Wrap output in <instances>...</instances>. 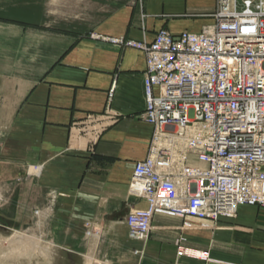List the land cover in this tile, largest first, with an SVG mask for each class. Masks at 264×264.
<instances>
[{"label":"crops","instance_id":"1","mask_svg":"<svg viewBox=\"0 0 264 264\" xmlns=\"http://www.w3.org/2000/svg\"><path fill=\"white\" fill-rule=\"evenodd\" d=\"M215 9L216 0H0V179L35 180L48 241L70 253L82 243L92 264L106 247L116 264H264V207L214 222L157 212L145 241L125 223L146 206L128 185L154 129L140 118L143 53L105 39L197 34L214 26Z\"/></svg>","mask_w":264,"mask_h":264},{"label":"built area","instance_id":"2","mask_svg":"<svg viewBox=\"0 0 264 264\" xmlns=\"http://www.w3.org/2000/svg\"><path fill=\"white\" fill-rule=\"evenodd\" d=\"M213 19L211 29L161 30L150 43L105 39L145 58L140 118L154 134L128 185L146 204L125 219L134 240L147 239L157 212L214 222L264 207V0H216Z\"/></svg>","mask_w":264,"mask_h":264},{"label":"rangeland","instance_id":"3","mask_svg":"<svg viewBox=\"0 0 264 264\" xmlns=\"http://www.w3.org/2000/svg\"><path fill=\"white\" fill-rule=\"evenodd\" d=\"M3 124L4 122L0 121V135L3 133ZM1 140L2 136H0V144ZM2 173L3 169L0 168V178ZM19 174L15 177L16 180L0 179V242L2 243L0 244L3 248H7L5 240L11 238L15 231L29 236L35 230V214L38 213L35 209L36 183L35 180H20ZM59 239L64 240L63 234L59 235ZM69 251L55 245L52 264H84L85 258L81 256L84 252L82 243H79L73 253ZM29 264H37L36 259ZM96 264H116L113 252L107 247L103 248L102 255L97 259Z\"/></svg>","mask_w":264,"mask_h":264},{"label":"bare ground","instance_id":"4","mask_svg":"<svg viewBox=\"0 0 264 264\" xmlns=\"http://www.w3.org/2000/svg\"><path fill=\"white\" fill-rule=\"evenodd\" d=\"M159 145H162V142L158 143ZM35 216V230L31 234L27 233L29 236L15 231L11 238L5 240L7 248H3L0 242V264H29L35 259L37 264H52L55 245L45 239L41 213L38 212ZM84 264H92L90 254L85 256Z\"/></svg>","mask_w":264,"mask_h":264}]
</instances>
